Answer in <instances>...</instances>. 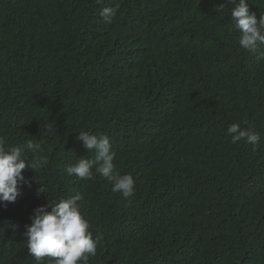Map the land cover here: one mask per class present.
<instances>
[{"label": "trees", "instance_id": "obj_1", "mask_svg": "<svg viewBox=\"0 0 264 264\" xmlns=\"http://www.w3.org/2000/svg\"><path fill=\"white\" fill-rule=\"evenodd\" d=\"M246 2L264 11V0ZM106 5L117 9L111 23ZM233 6L0 0V136L40 145L12 212L0 205V264H37L24 235L33 210L77 192L99 238L88 264H264V45H239ZM232 123L257 144L232 143ZM81 131L109 137L134 196L98 174H67L94 156Z\"/></svg>", "mask_w": 264, "mask_h": 264}, {"label": "clouds", "instance_id": "obj_2", "mask_svg": "<svg viewBox=\"0 0 264 264\" xmlns=\"http://www.w3.org/2000/svg\"><path fill=\"white\" fill-rule=\"evenodd\" d=\"M101 3L102 0H97ZM234 5L231 17L234 28L239 31V45L250 53H255L260 45H264V11L257 13L250 11L246 0H229ZM220 5V9H223ZM116 7L106 5L100 10V16L107 23H111L116 14ZM52 131V126L49 128ZM232 143L244 141L256 145L260 137L252 128H242L238 123H232L227 128ZM79 138L87 152H94L92 158L79 157L74 164L67 166L69 176H76L82 180H92L98 174L111 184V191L120 193L124 199L135 194V181L131 174L121 173L114 164L115 153L111 150L109 137L100 133L91 134L81 131ZM40 145L32 140L21 144L7 145L6 139L0 136V205L2 213L12 212L9 203L15 202L20 195L18 185L29 184V178L24 176L25 158L27 153L33 155ZM59 157L60 153H58ZM46 161L41 157L31 159L30 167L36 171ZM95 169V172L93 171ZM43 192L42 186L38 190ZM83 199L77 192L56 201H49L45 205L37 206L30 217L31 223L26 226L27 250L36 259L37 264L49 258V264H88L89 257L96 255L99 238H93L88 220L82 215L78 201ZM213 251L222 257L223 252Z\"/></svg>", "mask_w": 264, "mask_h": 264}]
</instances>
